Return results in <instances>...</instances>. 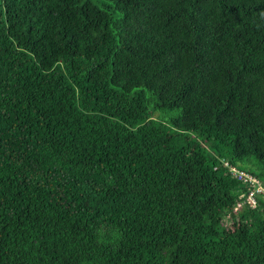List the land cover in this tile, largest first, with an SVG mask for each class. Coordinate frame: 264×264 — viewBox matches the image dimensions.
Wrapping results in <instances>:
<instances>
[{
  "label": "trees",
  "instance_id": "obj_1",
  "mask_svg": "<svg viewBox=\"0 0 264 264\" xmlns=\"http://www.w3.org/2000/svg\"><path fill=\"white\" fill-rule=\"evenodd\" d=\"M1 1L0 264H264V0Z\"/></svg>",
  "mask_w": 264,
  "mask_h": 264
},
{
  "label": "built area",
  "instance_id": "obj_2",
  "mask_svg": "<svg viewBox=\"0 0 264 264\" xmlns=\"http://www.w3.org/2000/svg\"><path fill=\"white\" fill-rule=\"evenodd\" d=\"M233 178L241 183V187L245 188V193L239 191V201L235 209L241 206H248L255 209L260 203H264V180H260L252 174L231 166L227 162H223Z\"/></svg>",
  "mask_w": 264,
  "mask_h": 264
},
{
  "label": "rangeland",
  "instance_id": "obj_3",
  "mask_svg": "<svg viewBox=\"0 0 264 264\" xmlns=\"http://www.w3.org/2000/svg\"><path fill=\"white\" fill-rule=\"evenodd\" d=\"M81 1H87V0H81ZM92 4H94L95 6H97V7H99V8H101L102 7V2L100 1V0H89ZM3 11V8H2V1L0 0V14H1V12ZM205 148H206V151H207V153L208 154H212L211 153V148H212V146H211V143H207L206 145H204L203 143H201ZM221 162L223 163V162H227V160L226 159H223V160H221ZM250 162L251 163H256V160L253 158V157H251L250 158ZM239 169H242V170H244V169H246V168H248L246 165H238L237 166ZM261 204V203H260ZM244 209V207L243 206H241V208H237L236 210L238 211V212H240L241 210H243ZM229 215H227V217H225L224 218V222H225V224H228L229 223Z\"/></svg>",
  "mask_w": 264,
  "mask_h": 264
},
{
  "label": "bare ground",
  "instance_id": "obj_4",
  "mask_svg": "<svg viewBox=\"0 0 264 264\" xmlns=\"http://www.w3.org/2000/svg\"><path fill=\"white\" fill-rule=\"evenodd\" d=\"M2 125V124H1Z\"/></svg>",
  "mask_w": 264,
  "mask_h": 264
}]
</instances>
